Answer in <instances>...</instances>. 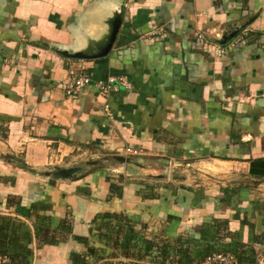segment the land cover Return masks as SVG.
<instances>
[{
  "label": "crops",
  "instance_id": "crops-1",
  "mask_svg": "<svg viewBox=\"0 0 264 264\" xmlns=\"http://www.w3.org/2000/svg\"><path fill=\"white\" fill-rule=\"evenodd\" d=\"M118 23L110 51L92 58ZM72 67L93 81L76 98L60 86ZM117 74L131 87L101 94L96 83ZM78 156L95 161L83 176L47 174ZM186 159L226 178L159 177ZM112 183L122 196H111ZM32 204L29 217L18 214ZM105 212L165 244L217 222L214 247L233 255L264 233V0H0V217L26 231L24 264H74L73 254L104 264L139 250L127 225L98 233ZM64 219L66 241L34 235L49 222L60 238ZM253 246L264 264V244Z\"/></svg>",
  "mask_w": 264,
  "mask_h": 264
},
{
  "label": "trees",
  "instance_id": "trees-1",
  "mask_svg": "<svg viewBox=\"0 0 264 264\" xmlns=\"http://www.w3.org/2000/svg\"><path fill=\"white\" fill-rule=\"evenodd\" d=\"M111 187L114 188V190L111 191V196H122L121 188H118V186L113 183ZM155 192L156 190L152 186L149 188V192H147L145 197H154ZM17 205H20V203H17ZM36 208L37 204H32V207L29 209L27 208L28 210L22 206H18V214L29 217L31 209L34 210ZM40 217L41 216L37 217V221ZM122 217L123 215L121 213L105 212L96 218L95 221L99 222V226L96 229L99 231V234H102L101 229L108 231L116 228L117 230H121L125 225L129 226L127 228L134 234L129 242H132V239L136 241L138 238L139 250H137L138 248L132 247L131 250L126 251V255L128 254L130 257L137 258L139 262L143 261L144 264H197L202 261L205 256L216 250L214 243L217 240H221L224 236V233H220V224H217V222H206L202 224L200 236L198 238H193L188 236V234H181L176 237L172 243H158L147 238L138 237L131 225L127 223L121 224L120 219ZM66 221L67 220L64 219L63 223L60 225L62 230L60 238L57 237V229H52L49 222H42L39 225H34V235L44 244L57 243L60 240L66 241L72 232L71 225ZM21 226L22 225L18 224L12 225L11 218L0 217V254L8 255L10 260L8 264H24L30 255V251L24 248L20 243V237L27 236L26 231L22 230ZM10 227L13 229H10ZM107 234H111V232H107ZM83 241L86 243L87 240L83 239ZM253 242L254 243L250 245H244L240 242L238 246L241 248L237 251L235 250V252L233 251L235 254L234 256L238 259L240 264H254L257 262L254 255L256 251L253 244H264V233L261 235L255 234V240ZM119 244L120 242L118 239L113 246L116 248ZM247 254L250 256L249 258L246 256ZM72 259L74 264H86L85 258L79 254H73Z\"/></svg>",
  "mask_w": 264,
  "mask_h": 264
},
{
  "label": "built area",
  "instance_id": "built-area-1",
  "mask_svg": "<svg viewBox=\"0 0 264 264\" xmlns=\"http://www.w3.org/2000/svg\"><path fill=\"white\" fill-rule=\"evenodd\" d=\"M198 37L206 42V38L199 31L197 32ZM214 51L218 56H223L226 54V48L215 45ZM92 80L90 73L83 71L81 68L72 67L69 70L68 78L61 82L60 86L64 89L66 96L69 98H76L79 93V89L86 84L90 83ZM100 90V93L106 95L118 86H123L125 88H130L131 83L125 75L117 74L110 76L106 81H99L96 84ZM127 151H132L131 148H126ZM137 151L134 150L133 153ZM8 255L0 254V264L8 263ZM109 264V263H108ZM112 264H136L131 258L122 256L119 259L112 261ZM197 264H240L237 258L229 251L215 250L214 252L205 256V258Z\"/></svg>",
  "mask_w": 264,
  "mask_h": 264
},
{
  "label": "rangeland",
  "instance_id": "rangeland-1",
  "mask_svg": "<svg viewBox=\"0 0 264 264\" xmlns=\"http://www.w3.org/2000/svg\"><path fill=\"white\" fill-rule=\"evenodd\" d=\"M92 82L93 81L91 80V82L88 83V84H86V85H90V84H92ZM117 87H118V85H117ZM83 88H84V86L79 89V92ZM63 91H64V89H63ZM84 157H81V156L73 157V158L70 157L71 159L70 158L69 159H64V160H62V162L58 163V165H62V166L71 165L72 166V165H75V164H78V163L83 162V160H84L83 158ZM93 158L96 159L98 157H93ZM199 161L200 160H198V159H192V160L186 159V160H183L182 161V164L181 163H177L173 167H171V165H170L171 163H170L168 165V167L166 168L168 170L164 173V175H159V177L160 178L167 177V178H171V179H174V180H181L182 178L184 180V179L187 178L189 180V182H191V184H193L192 182L195 183L196 180L197 181H202L205 184H212V183H214V184H217V183L221 184V183H223V182H221L222 181L221 178H226L225 176L218 177V173L219 172L216 173V171H214L213 169L210 168V170H209L204 165L198 164ZM206 182H208V183H206ZM113 231H115V230L110 229L107 232L108 233L111 232V234H112ZM115 233H118V232L115 231ZM104 234H107V233H104ZM111 245L113 246V243ZM122 256L131 258L132 260H134L136 262V264H144L143 261L142 262H139L137 260V258L130 257L128 254L127 255L126 254H122ZM120 257H121V254L120 253H118V254H116L114 256H111L109 258V260L107 262H105L104 264H108V263L109 264H112V261H114L116 259H119Z\"/></svg>",
  "mask_w": 264,
  "mask_h": 264
},
{
  "label": "water",
  "instance_id": "water-1",
  "mask_svg": "<svg viewBox=\"0 0 264 264\" xmlns=\"http://www.w3.org/2000/svg\"><path fill=\"white\" fill-rule=\"evenodd\" d=\"M118 25H119V23L116 24L115 31L113 32L112 37L110 38L107 46L101 52H98V53H95L94 55H91L92 58L103 57V56H105V54H107L110 51V49L112 48V45H113L111 42L115 38ZM219 43L223 44V41H219ZM63 54L67 58H75V59L76 58L77 59H85V58H88L90 56L88 54H85L82 51H67V50H65L63 52ZM15 159L20 161L19 158H15ZM66 159H67V157H66ZM93 163H95V161L88 160L86 162L78 163V164H75L72 166L56 165L51 169L50 172H47V174L49 176L53 177L54 179L74 180L76 178L83 176L85 174V172H88V171H85L86 165L87 164H93ZM96 169H98L97 166H94L92 168V170H96Z\"/></svg>",
  "mask_w": 264,
  "mask_h": 264
}]
</instances>
